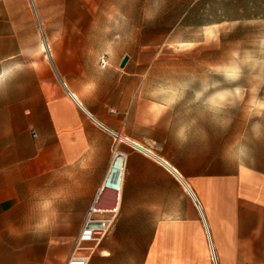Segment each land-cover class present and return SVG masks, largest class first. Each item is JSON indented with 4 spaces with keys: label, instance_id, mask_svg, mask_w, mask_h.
Segmentation results:
<instances>
[{
    "label": "crops",
    "instance_id": "1",
    "mask_svg": "<svg viewBox=\"0 0 264 264\" xmlns=\"http://www.w3.org/2000/svg\"><path fill=\"white\" fill-rule=\"evenodd\" d=\"M119 1L0 0V264H63L120 155L119 209L87 264H213L208 239L216 264H264V157L221 155L204 115L178 149L200 102L120 66Z\"/></svg>",
    "mask_w": 264,
    "mask_h": 264
},
{
    "label": "rangeland",
    "instance_id": "2",
    "mask_svg": "<svg viewBox=\"0 0 264 264\" xmlns=\"http://www.w3.org/2000/svg\"><path fill=\"white\" fill-rule=\"evenodd\" d=\"M118 4L124 14L123 53L141 73L155 76L146 84L205 79L211 75L209 65L228 59L229 49L235 47L232 41L264 31V0H120ZM179 73L187 74V80H180ZM227 83L235 85L233 94L214 117L204 114V119L219 122L221 155L229 151L238 159L250 154L254 162L264 157V110L253 109L262 112L257 118L249 108L264 100V93L251 91L258 81L247 73L239 82ZM255 123L261 125L257 133Z\"/></svg>",
    "mask_w": 264,
    "mask_h": 264
},
{
    "label": "clouds",
    "instance_id": "3",
    "mask_svg": "<svg viewBox=\"0 0 264 264\" xmlns=\"http://www.w3.org/2000/svg\"><path fill=\"white\" fill-rule=\"evenodd\" d=\"M151 18L149 17V19ZM243 27L247 28L248 26L243 25ZM232 43L235 47L229 49L228 59L224 63L208 66L210 76L205 79L192 80L191 83L184 81L180 84L179 90L185 94L191 93L192 97L200 102V113L194 114L187 124H178L170 132L181 151L184 150V146L191 147L199 140L195 130L190 132L189 128L196 125L198 119L204 114H211L214 117L225 106L223 101L233 94L235 85L227 82H239L247 73L252 81H258L251 91L258 96L264 93V31L252 34L250 39L249 33H246L245 37L232 41ZM254 108L264 110V100L249 108V111L259 118L262 112H254ZM208 126L209 121L204 119L202 127L205 131ZM260 127L259 123H255L253 132L257 133ZM49 206L50 203L45 202L44 207L48 208ZM48 224V217H44L36 227L43 229Z\"/></svg>",
    "mask_w": 264,
    "mask_h": 264
},
{
    "label": "built area",
    "instance_id": "4",
    "mask_svg": "<svg viewBox=\"0 0 264 264\" xmlns=\"http://www.w3.org/2000/svg\"><path fill=\"white\" fill-rule=\"evenodd\" d=\"M107 65V57L102 54L99 57V66L104 68ZM113 137L118 138L117 134L105 128ZM133 148H137L124 138H119ZM119 152H115L118 154ZM123 156H118L112 160L108 166L107 172L99 186V190L93 198L92 204L85 216L84 222L78 236L74 242V248L63 264H87L88 255L84 254V243L96 245L107 234L111 227L120 203L121 181L123 175ZM113 180L115 183L113 184ZM210 259L216 264L213 248L208 239Z\"/></svg>",
    "mask_w": 264,
    "mask_h": 264
},
{
    "label": "water",
    "instance_id": "5",
    "mask_svg": "<svg viewBox=\"0 0 264 264\" xmlns=\"http://www.w3.org/2000/svg\"><path fill=\"white\" fill-rule=\"evenodd\" d=\"M127 59H128V56H127V55H124V56L122 57L121 62H120V66H121V67L124 66V64L126 63Z\"/></svg>",
    "mask_w": 264,
    "mask_h": 264
},
{
    "label": "snow or ice",
    "instance_id": "6",
    "mask_svg": "<svg viewBox=\"0 0 264 264\" xmlns=\"http://www.w3.org/2000/svg\"><path fill=\"white\" fill-rule=\"evenodd\" d=\"M4 79V74L3 73H0V82H2ZM115 183V180H113V184Z\"/></svg>",
    "mask_w": 264,
    "mask_h": 264
},
{
    "label": "bare ground",
    "instance_id": "7",
    "mask_svg": "<svg viewBox=\"0 0 264 264\" xmlns=\"http://www.w3.org/2000/svg\"><path fill=\"white\" fill-rule=\"evenodd\" d=\"M44 51H45V49H44ZM157 106V105H156ZM138 148V147H137ZM146 152V151H145ZM150 153V152H149ZM149 155V154H148ZM157 155V154H156ZM162 163V162H161ZM162 165V164H161ZM169 170H171V169H169ZM171 172V171H170ZM174 174H176V173H174ZM183 183V182H182ZM187 189V188H186Z\"/></svg>",
    "mask_w": 264,
    "mask_h": 264
}]
</instances>
